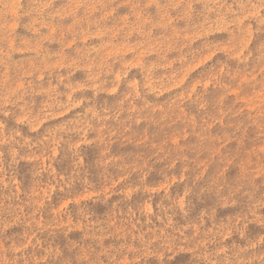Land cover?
<instances>
[{
	"label": "rangeland",
	"instance_id": "rangeland-1",
	"mask_svg": "<svg viewBox=\"0 0 264 264\" xmlns=\"http://www.w3.org/2000/svg\"><path fill=\"white\" fill-rule=\"evenodd\" d=\"M0 264H264V0H0Z\"/></svg>",
	"mask_w": 264,
	"mask_h": 264
}]
</instances>
